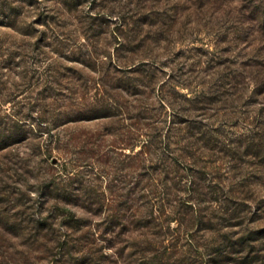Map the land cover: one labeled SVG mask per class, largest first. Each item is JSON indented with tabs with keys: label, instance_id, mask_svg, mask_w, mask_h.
<instances>
[{
	"label": "rangeland",
	"instance_id": "rangeland-1",
	"mask_svg": "<svg viewBox=\"0 0 264 264\" xmlns=\"http://www.w3.org/2000/svg\"><path fill=\"white\" fill-rule=\"evenodd\" d=\"M35 17L31 13L27 23ZM227 19L217 13L196 25L187 24L177 38L155 52L157 69L144 79L148 85L140 88L142 92L132 101L137 107L147 108V115L152 116L145 118L148 123L157 121L158 127L166 128L170 119L200 116L202 112L195 107L202 105V97L197 100L195 93L208 92L210 87L216 91L215 101L208 104L201 118L215 129L219 145L227 149L198 152L202 153L197 163L205 167L211 184L209 180L201 181L193 198L183 196V201H176L172 189L167 199L164 193L151 190L145 178L138 183V170L128 162L126 154L139 150L147 136L141 131L131 140L122 139V132L133 129L129 118L73 120L54 128L52 136L37 132L28 142L10 147L11 154L6 150L0 154L4 173L30 188L33 197L37 196L38 178L51 174L64 177L68 173L83 179L104 203L99 212L71 206L76 220L56 217L55 226L67 221L75 225L58 232L61 240H68V246L53 250L57 255L52 256L44 247L38 252L30 251V264H264V93H257L245 74L235 79L236 87L228 84L234 81L232 71H239L249 54L241 44L230 49L220 41ZM39 28L37 24L33 31L37 34ZM82 43L81 38L66 41L67 55H62L53 51L51 42L36 43L35 37H23L13 28L0 25V115L24 113L34 104L39 108V103L51 100H39L45 88L50 90L46 95L53 87L56 94L59 88L63 90L62 95L76 90L71 95L75 102L91 101L81 100L79 85L87 80L85 91H94L93 81L98 79L102 57H92L90 64L83 66L82 59L76 60L79 56L70 53L80 46L83 53L85 48L91 49ZM96 47L100 49L101 43ZM144 61L148 60H135L125 67L132 71ZM71 109L75 110L76 105ZM174 113L180 115L174 117ZM174 139L172 134L171 141ZM37 142L42 145L41 152L34 144ZM170 146L168 149L175 153L181 152L175 144ZM30 151L35 154L30 155L27 166L17 155ZM142 187L147 188L143 191L147 197L137 199V203L134 199L143 193ZM129 190L127 198L132 207H127L122 219H114L110 214L119 203V195ZM224 192L230 197L223 198ZM52 206L47 202L42 209L46 212ZM147 221H151L150 225ZM88 241L94 243L87 246L84 243ZM6 242L17 256L20 250H31L19 236H9Z\"/></svg>",
	"mask_w": 264,
	"mask_h": 264
},
{
	"label": "trees",
	"instance_id": "trees-1",
	"mask_svg": "<svg viewBox=\"0 0 264 264\" xmlns=\"http://www.w3.org/2000/svg\"><path fill=\"white\" fill-rule=\"evenodd\" d=\"M40 3L42 5L38 8ZM31 13L36 17L27 23ZM217 13L219 17L229 19L226 20V32L220 41L226 42L230 49L231 46L241 44V48L249 54L248 61L239 65V71H232L234 81L228 84L236 87L235 79L245 74V78L255 84V91L264 93V0H0V25L13 28L23 37H35L36 43L51 42L55 46L53 51L62 55H67L64 50L66 41L81 38L82 45L87 44L91 49L85 48L83 53L80 46L70 53L77 54L79 57L76 60L81 58L85 67L90 64L88 62L92 57H102L98 79L93 81L94 91L91 94L85 91L87 80L79 85L82 87L78 91L81 100L91 98V101L75 102L71 95L76 90L62 95L63 90L57 88L56 94L53 87L51 93L46 95L50 90L45 88L39 100H51L41 101L43 103H39V108L34 104L24 113L16 111L0 115V154L5 150L11 154L10 147L28 142L33 134L34 137L40 131L50 134L54 128L73 120L116 116L129 118L133 129L127 128L122 132V139L127 137V140H131L141 131V134L147 136L139 150L132 155L126 154L128 162L138 170V183L145 178L151 190L164 193L166 197L174 189L176 194L173 199L176 201H183V196L193 198V192H198L201 181L209 180L211 184L205 167L197 163L202 153L198 152L202 149H227L226 145H219L221 140L214 135L215 129H210L201 118L209 109L208 104L215 101L216 91L210 87L208 92L201 90L195 93L197 100L202 97L199 100L202 105L195 107L198 112H202L200 116L185 114V117L179 119L177 116L180 114L174 113L177 119H170L166 128L158 127L157 121L148 123L147 120L152 116L147 115V108L137 107L132 101L142 92L140 88L148 85L144 79L157 69L158 53L155 52L177 38L187 24L196 25L201 19L211 18ZM37 24L40 28L36 34L33 26ZM228 33L231 36L227 38ZM98 43H101L100 49L96 47ZM143 59L148 61L140 62L132 71L125 67L135 60ZM136 73H139V77L134 76ZM79 79L83 81V76L79 75ZM59 100L63 103H59ZM75 105L76 109H71ZM172 134L176 136L174 141H171ZM34 144L41 152L42 145L39 142ZM171 144H175L181 152L175 153L168 149ZM32 153H24L22 157L17 155V158L27 163ZM8 160L5 158L4 161ZM1 163L0 158V264H30L28 253L41 251L42 247L49 249L48 255H57L53 250L63 249L69 244L68 240H61L59 230L72 229L75 225L67 221L61 226H55L54 219H75L73 216L76 211L71 206L86 210L95 208V212H99L104 204L101 196L94 189L92 191L89 184L68 173H64V177L51 174L38 178L37 196L33 197L30 188L19 185V179L4 173ZM146 189L140 188V193ZM178 191L185 193L178 194ZM130 192L119 195V203L110 214L111 217L120 220L127 207H132L127 198ZM94 193L93 199L91 196ZM144 196L147 197V193H141L134 201L138 203L137 199ZM229 197L224 192L223 198ZM47 202H52L53 206L44 212L42 208ZM147 222L149 224L151 221ZM9 236L22 237L24 244L31 250H20L19 256L15 255L12 246L6 242ZM88 242L84 244L91 246L94 243ZM73 246L77 249L76 243Z\"/></svg>",
	"mask_w": 264,
	"mask_h": 264
}]
</instances>
